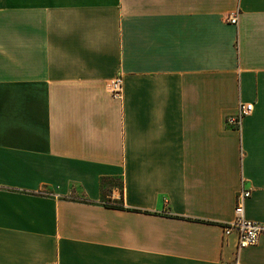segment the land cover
I'll use <instances>...</instances> for the list:
<instances>
[{
	"label": "crops",
	"instance_id": "obj_1",
	"mask_svg": "<svg viewBox=\"0 0 264 264\" xmlns=\"http://www.w3.org/2000/svg\"><path fill=\"white\" fill-rule=\"evenodd\" d=\"M0 25V264H264L224 234L242 191L264 225V0H0Z\"/></svg>",
	"mask_w": 264,
	"mask_h": 264
},
{
	"label": "built area",
	"instance_id": "obj_2",
	"mask_svg": "<svg viewBox=\"0 0 264 264\" xmlns=\"http://www.w3.org/2000/svg\"><path fill=\"white\" fill-rule=\"evenodd\" d=\"M227 22L232 25L238 24V13H231ZM111 95L116 100H123L125 95V84L122 76L116 77L109 83ZM254 111V106L250 103L240 102L238 111L227 117V125L233 129H240L243 121ZM251 197L250 191H242L237 197L235 208L236 218L230 225L224 227L226 237L235 236L237 240V250L256 246L259 243L261 235L264 233V225L249 220L244 213V205ZM238 264V259L236 261Z\"/></svg>",
	"mask_w": 264,
	"mask_h": 264
},
{
	"label": "trees",
	"instance_id": "obj_3",
	"mask_svg": "<svg viewBox=\"0 0 264 264\" xmlns=\"http://www.w3.org/2000/svg\"><path fill=\"white\" fill-rule=\"evenodd\" d=\"M113 180V179H112ZM111 179H102V188H104L106 186V184L108 182H110ZM120 190H121V193H122V199L120 201H111V200H107L106 199V195L104 193V198H103V204L106 206V207H109V208H116V209H124V201H123V186H122V183H120Z\"/></svg>",
	"mask_w": 264,
	"mask_h": 264
},
{
	"label": "rangeland",
	"instance_id": "obj_4",
	"mask_svg": "<svg viewBox=\"0 0 264 264\" xmlns=\"http://www.w3.org/2000/svg\"><path fill=\"white\" fill-rule=\"evenodd\" d=\"M0 26H1V25H0ZM109 184H110V185H113V186H116V187L120 186V182H119V180H112ZM110 185H107V187L109 188Z\"/></svg>",
	"mask_w": 264,
	"mask_h": 264
}]
</instances>
